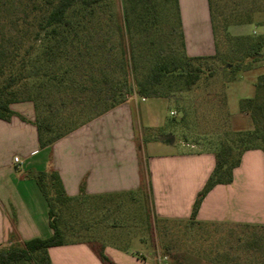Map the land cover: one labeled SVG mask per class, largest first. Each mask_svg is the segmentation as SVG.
I'll return each mask as SVG.
<instances>
[{
    "label": "crops",
    "instance_id": "0c3cea01",
    "mask_svg": "<svg viewBox=\"0 0 264 264\" xmlns=\"http://www.w3.org/2000/svg\"><path fill=\"white\" fill-rule=\"evenodd\" d=\"M177 5L185 53L192 57L213 55L216 46L212 0H177ZM146 99L152 101L141 109L139 102ZM161 105H169L168 99L134 95L50 146L40 148L32 109L11 104V109L28 122L16 115L8 121L0 119V245L9 244L11 233L18 239L47 237L52 233L47 208L41 203L35 181L40 170L56 171L66 195L79 196L94 204L149 187L158 218L188 222L195 196L213 169L214 153L210 149L191 150L182 143L183 148L177 150L164 147L174 146L176 137L170 131L172 128L166 126L162 130L166 125L162 117L151 120ZM138 112L142 113L140 119ZM167 134L172 135V141L164 139ZM137 139H147L150 148L147 156L139 149ZM42 153L44 157H40ZM14 157L19 161L14 162ZM26 175L31 178H24ZM104 206H99L98 213L104 212ZM98 216L87 217L85 223L100 224L104 217ZM194 223L264 225L262 149L242 153L233 169L232 181L210 189L199 205ZM108 229L109 241L105 238L99 241L100 237L91 239L104 246L105 255L115 264H158L157 252L142 250L133 255L120 249L122 246L112 242L114 228ZM83 239L49 247L51 263L103 264L90 248L91 240ZM169 253L165 255L179 256L177 264L199 262V253L192 249ZM168 262L173 263L170 258Z\"/></svg>",
    "mask_w": 264,
    "mask_h": 264
},
{
    "label": "rangeland",
    "instance_id": "374dc122",
    "mask_svg": "<svg viewBox=\"0 0 264 264\" xmlns=\"http://www.w3.org/2000/svg\"><path fill=\"white\" fill-rule=\"evenodd\" d=\"M175 7L173 0H156L155 22L144 29L131 28L130 39L124 26L122 0H109L107 6L97 8L84 35L86 38L96 36V39L78 48L71 47L65 60L71 68L70 77H76V84L66 91L51 88L46 92L52 96L50 101L53 106L61 109V114H67L70 109L81 110L78 118L85 119L92 109L105 106V102L100 100L96 107H92L89 98L103 95L106 91L109 97L119 93L125 99L140 96L134 87V78H140L147 71L152 58L158 55L166 59L181 56ZM212 11L216 51L213 57L194 61L202 69L195 84L189 89L180 87L181 83L176 85H180L179 88L163 86L157 95L151 96L160 100L168 99L169 105L158 107L151 120L157 121L162 117L166 124L162 130L166 126L172 128L170 131L176 137V142L172 147L164 145L169 150L183 148L181 143L191 150L213 148L218 141L232 138L235 132L253 127L251 119L242 114L238 106L240 98L254 95L253 83L259 74L264 73V59L261 56L258 60L241 56L238 59L230 55L236 48V36L264 35V0H212ZM123 48L127 53L126 59L130 52L135 55L137 67V70L125 76L131 86L130 95L126 94L122 82L125 75ZM237 61H240L242 69L225 67L226 62L235 64ZM250 65L251 68L243 69ZM151 101L140 100L141 109ZM17 104L32 109L33 122V103L19 101L15 102ZM141 114L137 113L138 119ZM25 121L28 122V119ZM162 130L158 129V132ZM137 140L139 149L147 156L150 152L147 139ZM41 156L44 157V154ZM24 178L31 177L26 175ZM148 188L113 199H103L97 204L80 198L60 205L61 224L67 240L85 238L83 240L88 241L96 237H100L99 241H103V238L108 240L106 237L110 227L114 228L111 231L114 232L113 244L122 246L119 248L123 251L135 255L142 250H151L157 252L156 256H165L167 264L169 256L165 254L178 249H192L199 253L197 258L202 261L212 260L214 255L221 254L240 257L246 264L252 259L264 261V241L262 244L253 242L256 235H264V228L160 219L155 214L154 201ZM41 200L47 208L42 193ZM103 205L104 212L100 214L98 209ZM98 214L104 217L100 224L95 225V222L91 226L85 223L87 217H99Z\"/></svg>",
    "mask_w": 264,
    "mask_h": 264
},
{
    "label": "trees",
    "instance_id": "16d2710c",
    "mask_svg": "<svg viewBox=\"0 0 264 264\" xmlns=\"http://www.w3.org/2000/svg\"><path fill=\"white\" fill-rule=\"evenodd\" d=\"M122 3L128 39L131 37V28L144 29L155 22L156 0H122ZM173 3L178 14L181 56L166 59L158 55L152 58L147 71L140 78H134V87L140 96H155L163 86L179 88L180 85L176 86L178 83H181L180 87L189 89L202 70L194 61L214 56L192 57L185 53L177 0H173ZM108 4L109 0H0V119L8 121L16 115L25 121L26 118L11 109L10 105L19 101H31L35 112L33 124L40 148L50 146L58 138L126 100L122 93L109 97L106 91L103 95L89 98L92 107H96L100 100L105 102V106L94 108L85 119H79L81 110L70 109L67 114H61V109L54 107L50 101L52 96L46 93L51 88L66 91L76 84V77H70L71 68L65 60L71 47L78 48L89 43V40L96 39V36L84 37L85 29L92 23L95 10ZM234 46L236 48L230 55L232 58L251 57L258 60L261 56L264 59V35L236 36ZM122 55V64L125 65L122 82L126 94L130 95L131 86L125 76L132 70H137L135 55L130 52L126 59L124 48ZM239 63L240 61L235 64L226 62L225 67L240 70L242 68ZM248 68L251 65L243 69ZM254 87V95L240 98L238 106L241 113L249 116L253 127L237 131L232 138L220 140L215 147L208 148L214 153V166L195 196L188 221L190 223H194L199 205L210 189L217 184L232 181L233 169L238 166L245 150L260 148L264 151V73L257 76ZM35 181L47 204L48 225L52 233L47 237L29 239L14 238L15 235L11 233L9 244L0 245V264H52L48 256L49 247L81 241L67 240L61 224L60 209V205L80 197L66 195L59 175L54 170L38 171ZM240 226L264 228V225ZM263 241L264 235L253 238L254 243L262 244ZM88 244L103 264H115L105 255L102 244L93 240L88 241ZM169 258L177 264L179 256L172 254ZM213 259H199L197 264H246L240 257L229 254L214 255ZM247 264H264V261L252 259Z\"/></svg>",
    "mask_w": 264,
    "mask_h": 264
},
{
    "label": "built area",
    "instance_id": "2783aa9c",
    "mask_svg": "<svg viewBox=\"0 0 264 264\" xmlns=\"http://www.w3.org/2000/svg\"><path fill=\"white\" fill-rule=\"evenodd\" d=\"M19 159L18 157H14V162H18ZM157 262L158 264H167V260H166V257L163 256V257H160V255L157 256Z\"/></svg>",
    "mask_w": 264,
    "mask_h": 264
},
{
    "label": "water",
    "instance_id": "95a60500",
    "mask_svg": "<svg viewBox=\"0 0 264 264\" xmlns=\"http://www.w3.org/2000/svg\"><path fill=\"white\" fill-rule=\"evenodd\" d=\"M164 139L166 141H172V135L171 134H167V135H165Z\"/></svg>",
    "mask_w": 264,
    "mask_h": 264
}]
</instances>
